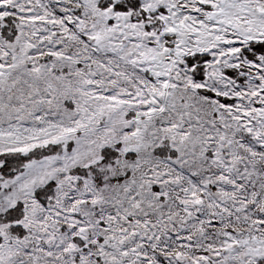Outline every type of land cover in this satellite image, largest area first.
I'll use <instances>...</instances> for the list:
<instances>
[{
    "label": "snow or ice",
    "instance_id": "snow-or-ice-1",
    "mask_svg": "<svg viewBox=\"0 0 264 264\" xmlns=\"http://www.w3.org/2000/svg\"><path fill=\"white\" fill-rule=\"evenodd\" d=\"M0 264H264V0H0Z\"/></svg>",
    "mask_w": 264,
    "mask_h": 264
}]
</instances>
